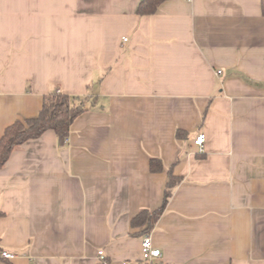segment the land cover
Listing matches in <instances>:
<instances>
[{
	"label": "crops",
	"instance_id": "0c3cea01",
	"mask_svg": "<svg viewBox=\"0 0 264 264\" xmlns=\"http://www.w3.org/2000/svg\"><path fill=\"white\" fill-rule=\"evenodd\" d=\"M141 2L0 0V142L53 91L91 99L0 170V264H264V0Z\"/></svg>",
	"mask_w": 264,
	"mask_h": 264
},
{
	"label": "trees",
	"instance_id": "16d2710c",
	"mask_svg": "<svg viewBox=\"0 0 264 264\" xmlns=\"http://www.w3.org/2000/svg\"><path fill=\"white\" fill-rule=\"evenodd\" d=\"M165 1L167 0H142L138 8L139 16L154 15ZM90 101V97H72L58 91L47 95L42 110L36 118L17 121L6 129L0 142V170L6 165L15 150L29 140L40 138L47 131H54L61 143L66 142L71 126L80 115L89 109ZM186 136L183 131L177 133L178 139H184ZM151 169L153 172H160L163 166H158L153 161ZM180 182L181 179L175 177L171 170L163 207L152 213L144 211L133 221V226L145 227L147 232L151 231L169 202L173 190Z\"/></svg>",
	"mask_w": 264,
	"mask_h": 264
},
{
	"label": "built area",
	"instance_id": "2783aa9c",
	"mask_svg": "<svg viewBox=\"0 0 264 264\" xmlns=\"http://www.w3.org/2000/svg\"><path fill=\"white\" fill-rule=\"evenodd\" d=\"M218 74H221V71H219ZM204 142H205V137L202 134L199 135L195 140V144L197 146H200L201 148L203 147ZM142 254H143V260L145 262H152L153 259L159 258L161 256V251L154 247L152 238L149 235L146 236L142 241ZM0 256L6 260H12L16 257L15 254L7 251H2L0 253ZM98 257L104 264H108V262L106 261V255L104 251L102 250L99 251ZM121 264H136V263L122 262Z\"/></svg>",
	"mask_w": 264,
	"mask_h": 264
}]
</instances>
